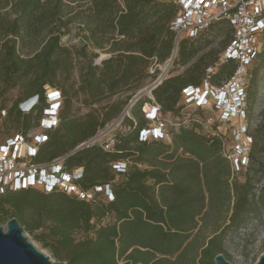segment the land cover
Instances as JSON below:
<instances>
[{
  "label": "trees",
  "instance_id": "obj_1",
  "mask_svg": "<svg viewBox=\"0 0 264 264\" xmlns=\"http://www.w3.org/2000/svg\"><path fill=\"white\" fill-rule=\"evenodd\" d=\"M73 4L77 6L74 14ZM176 15L175 4L161 0H0L1 114L5 111L6 121L27 134L40 124L47 90L60 91V122L47 133V142L39 147L34 162L66 157L67 170L83 169L81 189L110 185L114 195L108 202L36 189L0 196V206L9 205L13 217L27 226L57 262L215 264V257L224 253L228 234L254 218H264V192L256 200L254 186L260 177L256 172L262 169L254 164L257 153H264V146L258 147L264 138V109L252 134L251 167L234 175L221 138L203 131L200 122L205 112L191 113L182 104L183 90L202 82L207 68L203 60L182 75L166 78L153 91L162 117L171 113L186 119L190 114L193 119L188 128H172L170 142L140 141L141 132L151 123L143 108L153 104L144 96L130 107L131 113L114 132L110 150L95 144L74 153L124 114L146 78H157L158 70L149 73L150 64L170 58L175 40L170 25ZM75 19L85 32V44L73 50L62 45L61 39ZM224 28L226 23L219 22L208 31ZM204 35L182 40L174 63H189ZM229 40L230 33L224 48ZM89 45L101 50L110 47L111 56L97 65L98 55L88 54ZM76 66L78 81L74 79ZM235 70L233 61L223 64L214 79L220 81ZM261 81L258 70L251 72L249 121L263 105ZM15 89L19 99L5 109V97ZM129 93L84 116L71 114L74 98L88 107ZM33 98L35 107L22 113L21 104ZM118 162L128 164L126 173L114 170ZM119 177H123L121 182H117ZM109 216L113 220L103 224ZM79 233L90 236L77 241Z\"/></svg>",
  "mask_w": 264,
  "mask_h": 264
},
{
  "label": "built area",
  "instance_id": "obj_2",
  "mask_svg": "<svg viewBox=\"0 0 264 264\" xmlns=\"http://www.w3.org/2000/svg\"><path fill=\"white\" fill-rule=\"evenodd\" d=\"M173 2L177 15L170 25L175 33L174 49L167 60L166 67H171L177 57L180 42L184 39H197L205 34L215 23L225 22L230 31V40L219 58L207 66L202 82L198 86H188L182 93V104L191 113L197 110L212 113L200 122L206 134H213L223 141L224 156L230 161L234 175L246 173L251 167L253 131L262 120L264 109V90L260 100L263 105L255 110L254 120L249 121L248 86L251 70L262 52L264 42V0H161ZM157 61V59L155 60ZM233 61L236 64L234 73L220 81L214 79L218 69ZM159 65L152 68L151 73L158 70ZM169 70L157 76L150 88L154 90L167 78ZM149 88V89H150ZM47 107L39 126L27 134L18 132L15 136H6L0 143V196L9 191L36 189L44 193L63 192L81 200L90 202L113 201L114 195L110 185L96 187L85 191L79 182L83 178V169L69 171L65 168L66 157H59L50 162L35 163L39 147L47 142V133L56 128L60 122L63 96L56 89H48ZM152 105H146L143 112L151 122L140 134V141H170V130H179L182 126L190 127L192 120L179 118L170 123L162 117L161 106L155 102L153 95L148 96ZM37 104L33 98L21 104L22 113L27 114ZM213 114L216 115L213 118ZM5 116L6 112L3 111ZM120 123H112L97 136L80 145L82 149L95 144L110 150L113 145V134ZM234 122L237 124L233 125ZM216 126V128L214 127ZM224 128V130H223ZM7 134L4 130L0 137ZM102 137V138H101ZM76 149V150H77ZM75 150V151H76ZM74 151V152H75ZM117 173H126L128 164L118 162L113 165ZM256 200L263 183H254ZM264 245V218L259 216L242 226L235 233L227 235L224 241V255L232 264L252 263Z\"/></svg>",
  "mask_w": 264,
  "mask_h": 264
},
{
  "label": "rangeland",
  "instance_id": "obj_3",
  "mask_svg": "<svg viewBox=\"0 0 264 264\" xmlns=\"http://www.w3.org/2000/svg\"><path fill=\"white\" fill-rule=\"evenodd\" d=\"M122 2V0H120ZM74 9L73 14L75 13L77 6L76 4L72 5V11ZM72 14V15H73ZM229 29L228 28H224V29H213L211 31H208L207 33H205L204 37H203V41H200L196 44V46L198 47L199 51L198 53L195 55V57L187 64L183 65V64H176L173 63L174 65H172V67L169 69V72L167 74V79L171 78V77H175L178 75H182L184 74L187 70H190L194 67V65L199 61V60H203V65H209L210 63L214 62L216 60V58L218 59L220 54H222L223 50H224V46L226 44V42L229 39ZM84 34L85 32L82 30V26L79 24L78 20H74L73 23H71L69 25V32L62 37L61 39V44L71 48L73 50H75L76 48H81L84 44ZM110 47H106L103 50L101 49H97L94 46H88L87 48V52L89 55H94L97 54L98 58L95 59V64L100 65L101 62L105 59H108L111 54L108 53ZM167 61L163 62V63H159L158 61H151L150 64V69L152 70V68L156 65H159L158 67V75H160L161 73H163V71L166 68V63ZM202 68V71L204 68ZM79 66H76L75 71H74V79L76 81H78L79 79V71H78ZM259 72V77L262 80L261 81V85H263L264 82V42H263V48H262V52L260 53L256 63L254 64L251 72L257 71ZM149 73L150 70H149ZM154 78L151 79L150 77L146 78L143 82V84L141 85L140 88H138L133 95V98L140 92L143 91L145 89H149L153 83H154ZM132 93H129L128 95H125L123 97L121 96H115L112 97L109 100H105L103 102H101L100 104L97 105H92V106H88L85 107L84 104H82L81 101L77 100V99H72V111L71 114L73 116L76 117H81L84 116L85 114H87L88 112H90L92 109H97L99 110L100 108L104 107L109 101H114V100H122L125 99L127 96L131 95ZM19 99V92L17 89L9 92V94L5 97V103H4V108L8 109L9 107H11L17 100ZM264 100V99H263ZM263 103V101H261ZM132 108V107H131ZM131 108H130V113H131ZM206 116H211L212 113L210 112H205ZM132 115V114H131ZM165 118L170 122V123H174L176 122L179 118L175 117L173 114L171 113H166L165 114ZM216 115L213 114V118H215ZM133 118V116H132ZM117 122V121H116ZM114 121V124L116 123ZM127 124V121H126ZM237 124V122H234L233 125ZM0 127H1V132H3V130L5 132H9L7 134H5L4 136L2 135L0 137V143H4L6 136H10L13 137L16 134H18V128L16 127L15 124H13L12 122H7L6 121V117L3 116L1 114V110H0ZM120 129V128H119ZM123 130L125 129V124L123 125ZM35 130V129H34ZM224 130V128H223ZM38 129H36L33 134L37 133ZM10 134V135H9ZM102 138V137H101ZM169 142V141H166ZM261 146H264V138L263 140H261L259 142V146L261 148ZM258 161L256 162V164H254V167L258 169L262 168L261 171L258 170L256 172V176H260L259 180L257 181L258 184L259 183H263L264 182V153H257L256 155ZM243 177V176H241ZM243 179V178H240ZM123 180V177H119L117 179V182H121ZM13 210L11 209V207L9 205H1L0 206V227L5 228L6 224L9 220L13 219ZM113 220V216H109L106 219H104L103 224H107L110 223ZM21 224V223H20ZM23 230H24V236L27 237V239L29 240V242H31L33 245H35L37 247V249L41 252H43L45 255L49 256L53 261L57 262L51 255V253L45 249L42 244H40L36 239L34 234L30 233L27 226L21 224ZM38 234V233H36ZM88 234H83V233H79L76 238L77 241L87 238ZM264 253V245L261 249V251L259 252V254H257V257L255 260H253L252 263L249 264H255L258 259L260 258V256ZM238 264H246V263H242L239 262Z\"/></svg>",
  "mask_w": 264,
  "mask_h": 264
},
{
  "label": "water",
  "instance_id": "obj_4",
  "mask_svg": "<svg viewBox=\"0 0 264 264\" xmlns=\"http://www.w3.org/2000/svg\"><path fill=\"white\" fill-rule=\"evenodd\" d=\"M140 91L132 100L129 108L125 112H129L140 98L153 95V88ZM121 116L117 121H120ZM77 149L75 152L79 151ZM74 152V153H75ZM264 192V186L262 188ZM215 264H232L228 261L224 254H218L214 259ZM0 264H66V262H55L49 256L39 251L27 237L24 236V230L20 222L13 218L9 220L6 227H0ZM255 264H264V253L260 256Z\"/></svg>",
  "mask_w": 264,
  "mask_h": 264
},
{
  "label": "bare ground",
  "instance_id": "obj_5",
  "mask_svg": "<svg viewBox=\"0 0 264 264\" xmlns=\"http://www.w3.org/2000/svg\"><path fill=\"white\" fill-rule=\"evenodd\" d=\"M170 68H171V64H170L169 66H167L165 69H166V70H169ZM146 90H147L146 93H148V92H149V89H146ZM148 94H149V93H148ZM118 123H120V121H117V124H118Z\"/></svg>",
  "mask_w": 264,
  "mask_h": 264
},
{
  "label": "crops",
  "instance_id": "obj_6",
  "mask_svg": "<svg viewBox=\"0 0 264 264\" xmlns=\"http://www.w3.org/2000/svg\"><path fill=\"white\" fill-rule=\"evenodd\" d=\"M170 142V141H169Z\"/></svg>",
  "mask_w": 264,
  "mask_h": 264
}]
</instances>
